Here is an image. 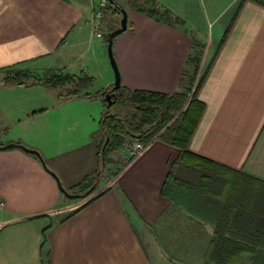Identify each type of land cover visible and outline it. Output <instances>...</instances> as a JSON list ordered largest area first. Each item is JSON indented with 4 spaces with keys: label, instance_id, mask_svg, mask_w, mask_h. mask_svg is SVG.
<instances>
[{
    "label": "crops",
    "instance_id": "obj_1",
    "mask_svg": "<svg viewBox=\"0 0 264 264\" xmlns=\"http://www.w3.org/2000/svg\"><path fill=\"white\" fill-rule=\"evenodd\" d=\"M97 1L0 0V68L53 69L99 82L84 90L89 96L65 99L42 85L0 84L21 94L19 109L14 98L7 103L0 145L38 153L0 149V264H201L217 228L251 232L245 244L264 246V5L253 0H239L222 23L218 0H207L198 15L171 13L170 22L129 8L126 30L113 38L121 85L166 94L187 86L182 72L193 68L186 60L203 47L197 72L209 67L196 98L204 107L187 143L205 159L202 169L175 166L181 183L164 191L180 150L154 136L133 158L121 146L110 152V174L85 200L72 203L78 198L60 191L59 182L71 189L99 167L106 108L99 93L114 74L106 25L101 20L100 35L91 25ZM214 27L227 28L220 46ZM203 172L211 179L204 186L215 187L190 184Z\"/></svg>",
    "mask_w": 264,
    "mask_h": 264
},
{
    "label": "trees",
    "instance_id": "obj_2",
    "mask_svg": "<svg viewBox=\"0 0 264 264\" xmlns=\"http://www.w3.org/2000/svg\"><path fill=\"white\" fill-rule=\"evenodd\" d=\"M145 1L149 2L151 0ZM253 1L264 5V0ZM128 6L159 20L170 22L172 19L168 11L164 10L160 12L154 7L144 8L143 6H138L136 0H128ZM120 7L123 6L118 1L116 4L108 2V7H104L103 9L105 16L112 11L120 13ZM175 20L180 21L176 18ZM113 29L114 28L111 30ZM111 30L106 33L105 40H107ZM225 34L226 32L220 40L219 46ZM193 45L195 46V44ZM202 50L203 47H199L197 52L186 60V65L193 68V73L190 74L188 70L182 72L181 79L187 82V86H185L182 91L166 94L144 90H129L122 85L115 90L114 103L132 108L133 113L130 114L129 117H126V119H122L114 113L110 114L109 111L104 113L100 128L101 131L98 134L99 167L92 176L85 178L81 183L71 189H65L68 193L76 194L77 198L86 197V195H84L85 192L103 176L105 165L111 162L108 157L109 153L122 145L124 136L126 135L138 137L142 141H149L152 137L157 136V138L179 148V156L172 164V169L164 185V191L169 183H181V181L177 179L175 171H173L175 166L185 165L192 166L196 169H202L204 167L205 164H203L202 161L204 162L205 159L201 160L198 156L187 150L188 140L204 107L203 103L196 98V92L208 70L209 63L201 77L194 83L201 60ZM15 66L17 65L0 68V72ZM42 74L41 76H36L26 71L19 70L11 75H6L2 84L6 86L42 85L56 90L59 98L65 99L89 96L84 90L88 89L94 81L92 77L86 74L76 76L53 69H45ZM190 92L191 94L189 95ZM99 96H101L106 106L107 102L101 93H99ZM185 105L186 108L182 110ZM176 115L177 117H175ZM171 120L172 122H170ZM168 123L169 125H167ZM107 138L108 140L106 141ZM194 157L201 161L192 160L191 158ZM201 175L203 177L200 178L202 183L211 182V179L208 178V180H206L204 178L207 177L204 172L201 173ZM93 198H95V196L87 200L84 205ZM73 212L69 213L67 216L71 215ZM245 237H253V235L251 232L243 230H225L217 228L209 241L202 264H233L234 260L239 261V259L244 256L243 254L247 252L249 255H247V258L243 259L241 264H264V246L245 244Z\"/></svg>",
    "mask_w": 264,
    "mask_h": 264
},
{
    "label": "rangeland",
    "instance_id": "obj_3",
    "mask_svg": "<svg viewBox=\"0 0 264 264\" xmlns=\"http://www.w3.org/2000/svg\"><path fill=\"white\" fill-rule=\"evenodd\" d=\"M100 1L101 0H98L97 3L95 4V6L93 7L92 13H91V17H93V15L95 14V12L97 10L101 9L102 10V16H101V19H100V23H101V20L104 21V24L106 25V31L108 32L112 28H115V27H118L119 26V19L121 17V13H118V12H115V11L113 12L112 11L110 14H108L107 16H105L103 9H104V7H106V8L108 7V2H106V5L105 6H101L100 7V3H101ZM151 1L148 2V1H145V0H136V4L138 6H143L144 8L154 7L156 10H158L160 12L166 10V11H168V13H169L170 16H171V13H175V14H179V15H184V16L185 15L186 16H193V15H198V13L201 12V8L202 9H206L207 8V3H208L207 0H151ZM155 1H157L159 3H163L165 5V7L156 5V2ZM218 1H219L220 4H222V6H223L222 8H224V14L220 18L221 19V23H222V22H225L229 17H231V14L235 10H237L239 0H237L233 5H230V6H226V4H227L226 2L227 1L225 3H221L224 0H218ZM118 2L120 4H122V6L125 8L126 11L129 10V8H131L130 6H128V0H118ZM218 8L220 9L221 7H218ZM224 28L214 27L213 30L216 31L218 35L222 32L221 36H223L224 33H225V31H226V29H227L226 28L224 30ZM220 39H221V37L218 39V42H219ZM218 42L217 41L216 42L214 41V43L212 45V49L210 51V57H211V52L213 51V49H215V47L218 44ZM112 45H113V41H112ZM208 63H209V61L207 63H204L202 69L201 70L199 69V71L196 73L194 83L201 77V75L203 74V72H204L206 66L208 65ZM110 69H112L111 66H110ZM19 70L20 71H22V70L23 71H26V72L31 73V74H34L36 76L43 75L42 74L43 71H37L35 69H29V68H25V67H22V66H15L13 68L6 69V70H3V71L0 72V84L2 85L3 79H4V77L6 75H11L12 73H15L16 71H19ZM98 84H99V82L91 85L89 87V89L90 90H93V89L97 88L99 86ZM1 85H0V132H1V128H2V122H4L5 116L8 115L7 112L11 109L10 108L11 105H7L8 101H10V99H13V98H14V100H16L18 97H21L20 96L21 94L19 92H10L8 90H5L4 87H1ZM193 87H194V85H193ZM193 87H192V89H193ZM190 94H191V92L189 93V95ZM14 100H13L12 104H14V102H15ZM15 103L16 104H14L15 106L13 107V109L14 108H16V109L18 108L19 109L20 102L17 101ZM186 105L184 106V108L182 110H184L186 108ZM106 111H109L110 114L114 113V114L118 115L119 117H121L122 119H126V117H129L130 114L133 113V109L132 108L126 107L124 105H120L118 103H114V104H111L110 107H106L105 108V112ZM177 115L175 117H177ZM172 120L170 122H172ZM169 123L167 125H169ZM128 138H129V135L124 136V139H128ZM124 139H123V141H124ZM106 171L107 170H104L103 173L105 172L106 175L110 174L109 172H106ZM199 179L200 178H198L199 183H196L194 181V182H191L190 184L193 185V186H196V187L204 186V184L202 183L201 179L200 180ZM97 185H98V183H97ZM211 187H215V186H211ZM211 187H210V185L204 186V188H211ZM222 189L225 190L226 189V186H222ZM91 194H93V192L90 193L88 196H86L84 198H81V199H79V198L78 199H73L72 203H75L76 201H79V200L80 201H83L87 197H89ZM66 199L68 200L69 198H66ZM70 210L71 209H69L68 211H70ZM243 255H246V256H242L241 259H239V261H235L234 260V263L233 264H241V262H243V259L247 258V255H249V254L244 253Z\"/></svg>",
    "mask_w": 264,
    "mask_h": 264
},
{
    "label": "water",
    "instance_id": "obj_4",
    "mask_svg": "<svg viewBox=\"0 0 264 264\" xmlns=\"http://www.w3.org/2000/svg\"><path fill=\"white\" fill-rule=\"evenodd\" d=\"M110 3L116 4L117 0H107ZM120 13H121V17H120V21H119V26L114 28L113 30H111L108 34L107 40H106V48H107V56H108V60L110 63V66L113 70V74H114V79L111 83L110 86V90L107 91V89H104V91L101 93V95L103 96V98L105 99V101L107 102L106 107H110L111 104H113L115 102V93L114 91L116 89H118L121 85L120 83V72L116 63V60L114 58L113 52H112V41L113 38L122 33L123 31L126 30L127 28V11L125 10L124 7H120L119 9ZM108 140V138L106 139V141ZM13 147H18L23 149L24 151L28 152V153H33L38 155V153L30 148H26L21 144L18 143H7L4 145H0V149H7V148H13ZM98 182V181H97ZM96 182V183H97ZM96 183H94L86 192L84 195L88 196L90 193H92L94 191L95 185ZM59 189L64 193V195H66L68 198H77L76 194H70L68 193L60 184V182L58 183Z\"/></svg>",
    "mask_w": 264,
    "mask_h": 264
},
{
    "label": "built area",
    "instance_id": "obj_5",
    "mask_svg": "<svg viewBox=\"0 0 264 264\" xmlns=\"http://www.w3.org/2000/svg\"><path fill=\"white\" fill-rule=\"evenodd\" d=\"M100 2H101L100 3V7H101V6H105L106 2H108V1L107 0H101ZM101 16H102V10L99 9L95 12L93 17H91V25H92L93 29L98 32L99 35L102 34V33H100ZM150 140L149 141H142L138 137L129 135L128 139H124V141L121 145V148L124 150V152H126V155L129 158H133V157L139 155L142 151H144V149L147 147ZM4 206H5V201L2 197H0V211L4 208ZM2 226H3V222L1 221V218H0V228Z\"/></svg>",
    "mask_w": 264,
    "mask_h": 264
},
{
    "label": "flooded vegetation",
    "instance_id": "obj_6",
    "mask_svg": "<svg viewBox=\"0 0 264 264\" xmlns=\"http://www.w3.org/2000/svg\"><path fill=\"white\" fill-rule=\"evenodd\" d=\"M110 90V88H108V90L107 91H109ZM114 93H115V91H114Z\"/></svg>",
    "mask_w": 264,
    "mask_h": 264
}]
</instances>
